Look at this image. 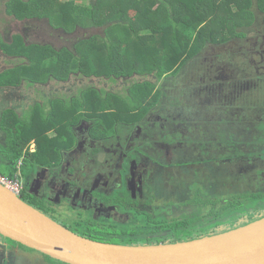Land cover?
<instances>
[{
  "label": "trees",
  "instance_id": "trees-1",
  "mask_svg": "<svg viewBox=\"0 0 264 264\" xmlns=\"http://www.w3.org/2000/svg\"><path fill=\"white\" fill-rule=\"evenodd\" d=\"M77 1L14 0L7 3L8 15L16 20L44 21L49 30L59 33L71 35L78 30L89 29L103 31L102 34L79 39L72 47L59 50L49 44L25 45L20 38L15 39L12 45H3L10 56L26 57L31 62V74L23 76L31 79L29 84L46 83L49 78L67 81L75 74H82L88 79L107 77L112 82L134 76H152L155 77L154 82L132 83L127 93L108 95L91 87L83 90L79 98L74 97L70 101L50 100L51 109L46 111L38 106L21 118L14 111H5L1 128L7 137L6 145L0 148V157L4 158L3 162L0 161V167H5L6 176L11 178L19 173L17 166L21 160L26 163L21 171L25 177L34 171L35 165L57 167L61 151L75 145L71 133L72 124L76 121L92 119L97 123L95 131L97 134L101 132L100 135H105L106 131L115 133L124 124L132 127L140 125L148 114L160 110L163 97L167 95L165 89L168 85H158L159 82L168 83L169 76L178 77L183 68L195 61L208 45L244 38L246 33L242 29L254 23L255 12L264 14V0H96L91 6L79 5ZM132 10L139 14L136 23L140 30L135 28L130 17ZM142 36L149 39L144 42ZM24 70V66H18L7 71L12 72L9 75H15V80L3 79L0 86H19L21 79L17 74ZM241 86L224 85L225 89L216 101L219 102L218 107L211 106L223 110V116H212L215 124L211 130L216 131L215 137L200 141L191 138L174 139L167 132L168 127L162 126L158 140L170 143L171 149L175 145L173 140L188 147L195 142L201 159L161 165L156 155L148 149L153 145L148 142L147 147L143 145L142 151L137 149L132 152V158L138 159L139 154H142L146 157L143 164L153 163L164 170L175 165L186 166L209 161L218 163L221 159L242 164L253 158L264 159V111L253 108L255 104L249 106L250 111L245 110L246 103L238 100L240 97L237 98V106L233 107L235 100L226 97V94ZM177 104L184 103L178 97L169 99L170 107ZM252 113H256L257 118L250 117ZM246 122L256 123L253 129L258 133H239L240 125ZM156 128H161L160 124ZM32 142L36 144L34 152L29 150ZM149 172L152 169L146 173L147 176ZM166 173L169 174L168 171ZM256 174L260 180L252 181L255 190L221 192L223 184L214 187L210 180L208 186L209 183L199 179V175L194 172L193 177L197 179L181 185L189 196L181 202L184 209L170 219L165 216L166 207L157 205L158 209L152 212L134 211L127 222L106 217L96 219L90 212H80L81 216L74 213L79 218L67 226L52 214L56 213L55 209L45 208L40 202L36 204L31 195L21 198L72 232L95 241L121 245L173 244L224 233L264 218V191L260 189L264 188L261 175L264 169H259ZM169 178L171 181L167 182L171 184L181 179L172 173ZM244 178L250 184L251 180ZM160 181L161 194H165V181ZM148 184L146 190L153 194V188L148 187ZM244 185L241 189H246L247 184ZM123 196L113 195L105 200L108 203L113 201V204L122 208L127 203H139L130 196ZM147 202L144 204H149ZM170 206L177 207L173 202L169 203ZM179 210L180 206L177 212Z\"/></svg>",
  "mask_w": 264,
  "mask_h": 264
},
{
  "label": "flooded vegetation",
  "instance_id": "flooded-vegetation-1",
  "mask_svg": "<svg viewBox=\"0 0 264 264\" xmlns=\"http://www.w3.org/2000/svg\"><path fill=\"white\" fill-rule=\"evenodd\" d=\"M219 75H221V72ZM235 78L237 79L238 77ZM217 79L218 81H223L224 77L218 76ZM257 80L261 79L258 78ZM208 82L209 85H206L205 82L202 83L204 86L193 88L190 103L183 102V105L177 104L175 107H170L168 105L169 99L181 97L184 85L183 88H179V85L169 86L165 89L167 95L163 97L161 108L158 112L148 114L140 125H134V127L129 124L121 125L120 129L117 128L115 133L106 131L105 135H100L101 132L97 134V131H95L97 123L92 119L76 121L72 124L71 133L75 138V145H73L72 148L61 151L62 154L57 167L49 168L35 165L34 171L30 175L25 177L21 173V178L26 186L29 184L30 189L29 193L25 195H31L32 199L35 201L39 199L47 203L48 208L55 209L56 213L61 210L62 206L69 205L73 214L76 213L80 215V212H90L96 219L106 217L116 221L127 222L136 210H147L152 212L155 211V208L158 209L157 205H160L159 202L164 195L161 194L162 182L160 180L165 181L163 186L167 188L165 194L170 193L169 187L172 189V192H179L180 189L178 187L180 186L181 188L182 185L179 181L187 179L186 176H190V180L192 181L197 179L193 177L194 172L199 175V179L209 183L207 184L208 186L210 185L211 177L216 178L218 182L219 180H223V184H226L225 174L221 171H225L226 167L229 165L234 167L235 164L239 165L242 163L234 162L229 159H221L218 163L209 161L186 166L175 165L174 167L172 166L164 170L153 163L148 165L143 164L146 157L142 154H139L138 159H133L131 155V153L136 152L137 149L142 151L143 145L146 146V142H148L153 144L148 149L156 155L161 165L179 164L189 160L194 161L196 159H201V154L197 153L199 150V148H197L198 144L195 142L191 143L188 147L182 143H178L177 140H173L175 145L173 146L174 149H171L170 143H164L158 140V135L161 132L162 126L165 125L168 127L167 132H169L174 139L191 138L195 141H200L203 138L215 137L216 131L214 132L211 130L212 125L215 124L213 122L215 118L212 116H223V110L217 108L219 102L216 101L218 100L208 96V94L211 93H207L206 91L215 89V87H210V85L221 88L225 84L217 82L215 77L209 79ZM235 85H242L238 88L239 93L241 90V93H243L245 90L252 91L255 87H258L257 83L253 85L235 83ZM238 97L240 96H237V98ZM65 100L70 101V99ZM244 103H246L244 109H249L250 111L251 108L249 106L253 105V103ZM212 105L217 107H211ZM206 106H209V108ZM237 109L242 110V108ZM215 110H217V113ZM4 113L0 116V133L4 135V144L0 143V148L6 145L7 137L1 128V120ZM251 116L257 118L256 113H252L250 117ZM157 124H160L161 128L157 129ZM243 124H251L249 128H252L253 131L258 133L256 129H253L256 123L246 122ZM243 124L241 125L243 126ZM252 130L250 129V131ZM241 132H243V129L239 127V133ZM165 134L166 132L164 135ZM249 135H252V133ZM29 150L31 152L36 150L35 142L30 144ZM183 156L187 157L186 161H181ZM165 159H169V162L164 163ZM3 160L4 158L0 157V161L3 162ZM140 162H142V164H139ZM246 164L255 166V170L257 168L264 169V161L260 159L253 158L247 160ZM195 165H199V167L194 169L190 168ZM25 166L26 163L21 160L17 168H20L22 171ZM150 169H152V172H149L147 176L146 173ZM166 171H168L169 174L172 173L176 178L180 177L181 179H179V181L175 180L173 184L168 183L167 181L170 182L171 180H169V174L166 173ZM253 173L257 176L255 172H252L243 177L250 175L247 179L253 181L252 179H255ZM242 175L240 174L239 176L241 177ZM261 175L264 178V174ZM148 182V187L153 188V194L146 190ZM211 185L215 187V182L211 181ZM25 195L24 193L22 194L23 197ZM113 195H127L130 196L133 201L137 200L139 203H127L122 208L120 205L113 204V201L108 203L105 200L106 197L111 198ZM146 201H149L147 202L149 204H144ZM161 206L166 207V217H172L175 213L177 214V207H169V203ZM56 213L52 212L53 215ZM2 239H7L0 236V264H5L8 252L5 250L6 244L2 242ZM1 253H3L2 257Z\"/></svg>",
  "mask_w": 264,
  "mask_h": 264
},
{
  "label": "rangeland",
  "instance_id": "rangeland-1",
  "mask_svg": "<svg viewBox=\"0 0 264 264\" xmlns=\"http://www.w3.org/2000/svg\"><path fill=\"white\" fill-rule=\"evenodd\" d=\"M12 1L14 2V0H0V82H3V79L7 80V78L15 80V75H9L12 72L7 73V71H10L11 69H15L18 66H24L25 70L17 74L18 78L21 79L19 86L0 87V116L5 111L11 110L21 118L24 114H28L32 108L37 109L38 105H42L41 107L47 111L51 109L48 103L49 100H71L74 97L79 98V96L82 95L83 90L91 87H94V89L100 90L103 94L105 93L108 95V93H127L132 83H141L144 81L154 82L155 77L152 76H134L130 79H118L115 80L116 82H112V80H110V78L108 79L107 77L88 79L83 77L82 74H75L70 76L67 81L49 78L44 84H29L31 79L29 77L23 76H29L31 74V62L26 57L10 56L4 50L3 45H12L14 44L15 39L20 38L25 45L49 44L55 49L59 50L63 47H72V45L79 39H87L94 34H102L103 31L94 29L84 31L78 30L71 35H67L49 30V27L44 21H18L7 13V3ZM95 1L96 0H78L77 3L79 5L91 6L95 3ZM255 13L256 18L254 23L250 27L242 29V31L246 33L244 38H241L237 41L234 38L227 40L223 44L208 45L205 50L198 55L195 61H193L189 66L183 68L182 73L178 77L169 76L167 80L169 81L168 83L159 82L158 85H179V88H183L184 85L182 95L181 97H178V99L180 102L190 103V99L192 98L191 92L193 88L204 86L202 83L205 82L206 85H209V79L214 77L217 82H222V84L225 85H235V83L253 85L257 83L258 87H255V89L252 91L245 90L243 93H239V89H235L229 94H226V97L228 100H236L232 103L233 107L237 106V96H240L238 100L241 99V102H251L256 104V106H253V108H256L259 111H264V14H262L260 11H256ZM138 16V12L134 10L130 11V17L133 20L135 28L140 30L136 23V18ZM141 39L145 42L149 38L142 36ZM220 72L221 75H219ZM218 76H223L224 80L221 81L219 79L220 81H218ZM235 77L238 78L236 79ZM258 78L261 80H257ZM210 87H215V89L206 91L207 93H211L208 94V96L214 97L216 100H218L220 93L225 89L224 86L218 88L217 86L210 85ZM243 126L240 125V128L243 129V132L241 133H244L245 135H249L250 133L257 134L256 131H250L249 127L251 124H243ZM0 143L4 144V135L1 133ZM186 160L187 157L185 156H183L181 159V161ZM262 161H264V159H262ZM167 162H169V159L164 160V163ZM235 165L234 167L229 165L226 167L225 171H221L225 174L226 184H223V180H219L218 182L216 178L211 177L212 182H215V186L223 184L224 188L221 192H226L227 190L236 192L255 190L253 182L251 181V184L247 183V180L243 176L252 172L256 173L259 169L257 168L255 170V166H249L246 163L236 166ZM197 167H199V165H195L194 167L190 168L194 169ZM0 172L4 175L7 174L5 167H0ZM240 174L243 175L240 177ZM249 176L250 175H247L245 177L248 178ZM186 177L187 179L183 180L182 184H184L183 182L191 181L190 176ZM255 179L257 181L260 180L256 175ZM21 180L24 187L23 193L24 195H27L30 191L29 184L26 186L22 178ZM244 183L247 184L246 189H241L243 188ZM178 188L180 189L179 192H172V189L169 187L170 193L164 194L163 197H161L160 202L158 201L160 205L173 202L177 207L180 206V210L177 212V214H179L181 210L184 209L183 203H181L182 200H186L189 197L184 186H181V188L179 186ZM260 189H263L264 191V188ZM39 202L43 207L48 208L47 203L36 199L35 203L39 204ZM58 213L55 214L56 219L67 226L72 225L75 219L79 218L73 215L72 209L69 205L62 206ZM170 218L171 216L169 219ZM2 242L6 244L5 250L8 252L5 264H59L58 262L49 260L47 257L36 251L21 248L20 246L8 240L2 239ZM2 255L3 253H1V257Z\"/></svg>",
  "mask_w": 264,
  "mask_h": 264
},
{
  "label": "water",
  "instance_id": "water-1",
  "mask_svg": "<svg viewBox=\"0 0 264 264\" xmlns=\"http://www.w3.org/2000/svg\"><path fill=\"white\" fill-rule=\"evenodd\" d=\"M0 236L63 264H264V218L192 241L113 244L72 232L1 184Z\"/></svg>",
  "mask_w": 264,
  "mask_h": 264
},
{
  "label": "built area",
  "instance_id": "built-area-1",
  "mask_svg": "<svg viewBox=\"0 0 264 264\" xmlns=\"http://www.w3.org/2000/svg\"><path fill=\"white\" fill-rule=\"evenodd\" d=\"M0 184L15 193L17 196L21 197L24 187L21 182L20 168L19 173L14 178L6 176L0 172Z\"/></svg>",
  "mask_w": 264,
  "mask_h": 264
},
{
  "label": "crops",
  "instance_id": "crops-1",
  "mask_svg": "<svg viewBox=\"0 0 264 264\" xmlns=\"http://www.w3.org/2000/svg\"><path fill=\"white\" fill-rule=\"evenodd\" d=\"M171 82H172V81H171ZM169 86H171V85H168V87H169ZM18 170H19V168H18ZM20 176H21V169H20Z\"/></svg>",
  "mask_w": 264,
  "mask_h": 264
}]
</instances>
